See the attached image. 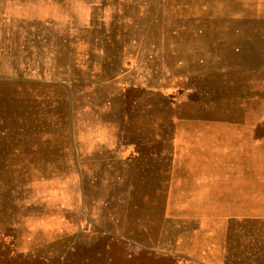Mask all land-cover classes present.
<instances>
[{
  "label": "rangeland",
  "instance_id": "obj_1",
  "mask_svg": "<svg viewBox=\"0 0 264 264\" xmlns=\"http://www.w3.org/2000/svg\"><path fill=\"white\" fill-rule=\"evenodd\" d=\"M83 45L135 72L82 83ZM192 57L230 59V94L207 67L167 74ZM259 69L264 0H0V264H221L235 246L229 264H264L253 221L243 243L176 235L196 211L166 209L159 176L174 122L264 124V103L219 99L253 90Z\"/></svg>",
  "mask_w": 264,
  "mask_h": 264
},
{
  "label": "crops",
  "instance_id": "obj_2",
  "mask_svg": "<svg viewBox=\"0 0 264 264\" xmlns=\"http://www.w3.org/2000/svg\"><path fill=\"white\" fill-rule=\"evenodd\" d=\"M91 50L87 45L82 46V83L118 82L135 72V63L129 58L119 62L109 57H97ZM216 59L220 62H215V58L206 61L200 58H168L165 60L166 66H170L167 74L174 77L191 76V71L207 67L210 72L208 76L217 75L218 86L221 84L223 94H230V59ZM43 66H48V63L38 69L40 75L44 74ZM261 73L255 74L253 90L247 86L244 90L240 89L235 97L223 96L219 98L220 101L234 108L232 110L235 113H241L248 105L260 110L264 103ZM195 76L200 75L197 73ZM240 81L244 82V77ZM170 130V137L164 141L161 139L166 148L159 154V176L165 179L164 190L162 188L161 191L162 196L164 191L165 208L196 211L192 218L175 222L176 235H182L185 227V231L191 235L206 236V241L243 243L248 239L245 228L247 222L253 221L254 251L251 257L259 263V259L264 258V124L174 122ZM216 130L229 131L220 134ZM237 130H253V137L239 138L243 134L234 132ZM218 136L228 143L230 140L234 143L217 146L215 141L218 142ZM6 144V139L0 136V147L5 149ZM0 161H5L1 154ZM252 194L255 197L253 203L248 201ZM247 210L253 211L250 212L252 215L246 213ZM174 240L182 239L175 237ZM235 247L236 253L219 256L225 259L221 264H229L226 261L229 257L241 259L240 246ZM204 252L209 254L212 251L209 248ZM198 259L203 258L201 256ZM201 263L209 264L205 261Z\"/></svg>",
  "mask_w": 264,
  "mask_h": 264
},
{
  "label": "bare ground",
  "instance_id": "obj_3",
  "mask_svg": "<svg viewBox=\"0 0 264 264\" xmlns=\"http://www.w3.org/2000/svg\"><path fill=\"white\" fill-rule=\"evenodd\" d=\"M210 33V32H209ZM201 45V44H200ZM191 51V50H190ZM192 54V53H191Z\"/></svg>",
  "mask_w": 264,
  "mask_h": 264
}]
</instances>
